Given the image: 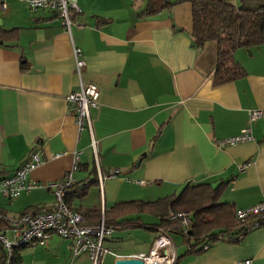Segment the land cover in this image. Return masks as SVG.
Instances as JSON below:
<instances>
[{
	"label": "crops",
	"instance_id": "0c3cea01",
	"mask_svg": "<svg viewBox=\"0 0 264 264\" xmlns=\"http://www.w3.org/2000/svg\"><path fill=\"white\" fill-rule=\"evenodd\" d=\"M66 1L77 5L80 13L72 18L83 25L69 33L52 12L30 11L14 0L0 7V179L13 176L31 152L42 158L28 176L34 188L14 200L0 198V214L17 218L52 208L48 186L64 180L76 156L67 200L82 213L110 216L117 204L177 196L188 183L217 190L218 203L233 211L259 203L264 116L249 125L248 113L264 111V46L236 50L244 76L214 87L218 46H194L187 1H158L164 6L157 12L148 11L149 1ZM72 46L82 52L83 80L100 93L90 110L91 133L77 130L66 102L78 89ZM246 128L252 142L216 146ZM110 170L120 174L99 184V174ZM113 225L101 264L148 253L162 230L158 219L128 212ZM5 227L0 221L6 234ZM180 245L175 264H264L261 228L206 252H190L182 239ZM15 253V264H90L84 254L73 258L70 242L56 235Z\"/></svg>",
	"mask_w": 264,
	"mask_h": 264
},
{
	"label": "built area",
	"instance_id": "2783aa9c",
	"mask_svg": "<svg viewBox=\"0 0 264 264\" xmlns=\"http://www.w3.org/2000/svg\"><path fill=\"white\" fill-rule=\"evenodd\" d=\"M25 4L30 11H46L56 14L62 26L69 33L72 26L83 27L74 22L72 16L79 14L80 10L74 3L66 0H14ZM135 2L156 1V0H134ZM0 7L4 9V0H0ZM72 57L74 70L78 78V89L66 97V102L71 106L74 122L78 131L87 129L91 133L90 110L98 107L99 89L95 84L83 80L85 62L79 48L72 46ZM264 116V111L250 110L248 113V124ZM253 136L250 128L242 130L237 136L216 142L218 148L252 142ZM92 148L95 151L92 139ZM60 155L54 156L55 158ZM78 156L65 175L64 180L50 184L55 203L52 208H43L35 214H26L17 218H6L0 214V221L5 223V232L0 231V245L5 253V264H11L15 250L31 245H43L52 235L70 242V252L73 258L79 255H86L90 264H101L103 257L109 253L105 247V241L114 232L112 227L105 224L103 212L100 220L95 225L84 223L82 215L70 209L66 204L69 190L72 188L74 179L73 173L78 169ZM42 158L37 153L31 152L23 161L13 176L0 179V198L6 200L16 199L22 192L28 191L34 186L28 182L29 174L41 164ZM120 174L119 170H110L99 174L98 183L104 180L116 179ZM143 185V182H137ZM190 214L181 213L169 215V219L177 223V227L187 232L190 223ZM235 221L245 229L237 234L221 235L215 240H207L200 248L203 252L208 251L214 244H237L244 236L254 229H264V196L256 205L235 211ZM140 260L143 264H175V246L166 232L159 230V235L153 241L148 253L129 257ZM237 264H251L250 260L238 262Z\"/></svg>",
	"mask_w": 264,
	"mask_h": 264
},
{
	"label": "trees",
	"instance_id": "16d2710c",
	"mask_svg": "<svg viewBox=\"0 0 264 264\" xmlns=\"http://www.w3.org/2000/svg\"><path fill=\"white\" fill-rule=\"evenodd\" d=\"M158 1L163 0L149 1L151 3L148 5V11L157 12L164 6ZM185 1L191 5V35L194 46L201 49L212 42L217 43L218 46V61L213 72L212 85L219 87L243 77L244 72L234 61L233 54L238 49L264 46V0H237V6L228 0ZM66 204L70 209L79 212L70 206L67 198ZM39 211L25 212L21 216ZM127 212L150 215L158 219L160 228L169 237L179 236L188 246L189 251L194 253L203 252L200 248L208 239L215 240L218 236L237 234L245 229V226L236 224L235 211L230 205L218 203L217 190L203 185L191 186L188 183L179 195L168 196L153 203L117 204L110 211V216L104 211L105 224L115 230L116 226L113 223ZM189 212L191 214L189 227L187 232L183 233L182 229L177 227V223L169 219V215ZM79 213L87 225H95L100 220V211ZM124 221L130 220L120 222ZM17 250L13 253L11 264H15L18 260L15 253ZM0 264H5V253L1 245Z\"/></svg>",
	"mask_w": 264,
	"mask_h": 264
},
{
	"label": "water",
	"instance_id": "95a60500",
	"mask_svg": "<svg viewBox=\"0 0 264 264\" xmlns=\"http://www.w3.org/2000/svg\"><path fill=\"white\" fill-rule=\"evenodd\" d=\"M115 264H143L140 260L137 259H118Z\"/></svg>",
	"mask_w": 264,
	"mask_h": 264
},
{
	"label": "rangeland",
	"instance_id": "374dc122",
	"mask_svg": "<svg viewBox=\"0 0 264 264\" xmlns=\"http://www.w3.org/2000/svg\"><path fill=\"white\" fill-rule=\"evenodd\" d=\"M229 1V0H228ZM231 1V0H230ZM145 232V231H144ZM170 237H171V239H173V244H174V246L177 248V249H179L180 247H181V245H180V237L179 236H177V235H170Z\"/></svg>",
	"mask_w": 264,
	"mask_h": 264
}]
</instances>
